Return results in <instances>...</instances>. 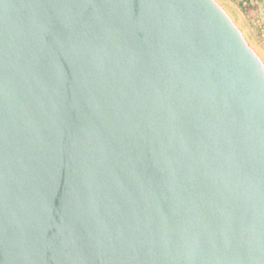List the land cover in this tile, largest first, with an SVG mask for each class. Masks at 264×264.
<instances>
[{
    "label": "water",
    "instance_id": "water-1",
    "mask_svg": "<svg viewBox=\"0 0 264 264\" xmlns=\"http://www.w3.org/2000/svg\"><path fill=\"white\" fill-rule=\"evenodd\" d=\"M0 264H264V51L224 0H0Z\"/></svg>",
    "mask_w": 264,
    "mask_h": 264
},
{
    "label": "rangeland",
    "instance_id": "rangeland-1",
    "mask_svg": "<svg viewBox=\"0 0 264 264\" xmlns=\"http://www.w3.org/2000/svg\"><path fill=\"white\" fill-rule=\"evenodd\" d=\"M224 1L238 13L254 41L264 51V4L261 1L242 4H239V0Z\"/></svg>",
    "mask_w": 264,
    "mask_h": 264
},
{
    "label": "trees",
    "instance_id": "trees-1",
    "mask_svg": "<svg viewBox=\"0 0 264 264\" xmlns=\"http://www.w3.org/2000/svg\"><path fill=\"white\" fill-rule=\"evenodd\" d=\"M253 1H261L264 4V0H239V4H242V2H248L251 3Z\"/></svg>",
    "mask_w": 264,
    "mask_h": 264
}]
</instances>
